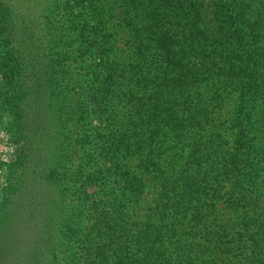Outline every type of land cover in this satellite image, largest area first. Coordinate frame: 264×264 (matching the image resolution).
Masks as SVG:
<instances>
[{
    "label": "trees",
    "instance_id": "trees-1",
    "mask_svg": "<svg viewBox=\"0 0 264 264\" xmlns=\"http://www.w3.org/2000/svg\"><path fill=\"white\" fill-rule=\"evenodd\" d=\"M103 3L105 20L94 0H49L29 83L0 7V116L21 142L16 165L39 142L35 166L51 181L43 155H55L66 122L104 121L77 136L75 206L52 228L50 264H264V3ZM112 16L129 32L125 47L105 32ZM222 103L233 107L225 133L212 117Z\"/></svg>",
    "mask_w": 264,
    "mask_h": 264
},
{
    "label": "rangeland",
    "instance_id": "rangeland-1",
    "mask_svg": "<svg viewBox=\"0 0 264 264\" xmlns=\"http://www.w3.org/2000/svg\"><path fill=\"white\" fill-rule=\"evenodd\" d=\"M94 1L103 19L108 18L111 10L107 11L108 7L103 3V0ZM213 1L206 0L208 9H212ZM245 2L251 5L264 3V0H245ZM1 6L7 8L13 17V24L9 27V36H11L9 48L15 51V55L21 61L23 81L29 83L31 76L28 70L35 75L39 74L37 69L32 68L34 61L39 57L37 54L39 47L34 39L40 38L39 31L43 26L41 13L49 8V0H0ZM104 26L105 32L111 35L121 47H125L129 40V32L119 24V19L112 16ZM30 30L34 34L35 38L33 39L29 38ZM86 63L95 65L96 61L92 58L87 59ZM106 72L107 74L111 73L110 70ZM73 74L72 70L67 76L70 78ZM99 79H102V75L99 76ZM116 79L121 81L117 76L113 77L112 81L116 83ZM99 83L94 84L93 88L97 92L96 95L102 97L99 92ZM115 86L117 90H120L118 85ZM227 96L225 95V101L229 98ZM205 97L209 96L205 94ZM231 97H235V94L233 93ZM221 106L223 109L218 110L215 104L212 109V117L223 124L224 128L221 129V132L225 133L233 107L223 103ZM113 107L116 105L110 106V109ZM101 108L103 110L104 106ZM0 111H2L1 106ZM112 114L115 115L113 119L116 128L121 125L124 112L115 108ZM5 116L6 114L0 116V264H50L57 245L56 233L53 234L52 228L54 230L62 225H67L68 223L65 224L64 221H70L69 215L75 206L69 191L77 186L72 177L79 157L75 143L77 136L93 125L104 124V121L90 119L84 114L80 119L71 117L66 122L62 134L55 135L56 144L53 151V153L56 151L55 155H43L46 158L50 157L49 160L47 159V163L51 167L49 169L54 170L53 179L50 181V178L42 173L41 168L35 166V164H42L43 149H38L39 142L31 140L30 142L33 143L30 156H24L21 162L16 165L17 155L19 156L18 147L21 146V142L18 144L13 142L12 134L5 126L7 119ZM229 137L232 136L229 134ZM29 159L31 162L26 165L29 169L27 170L25 163ZM126 163L134 168L135 161L133 159H126ZM29 165H34V169L29 168ZM83 168L89 170L86 166ZM17 176L22 179L24 185L16 187L15 177ZM150 196L144 197L141 206L144 207L149 203ZM101 197L106 199L103 194ZM57 249L59 251L60 246ZM46 250H51V252L47 253Z\"/></svg>",
    "mask_w": 264,
    "mask_h": 264
}]
</instances>
